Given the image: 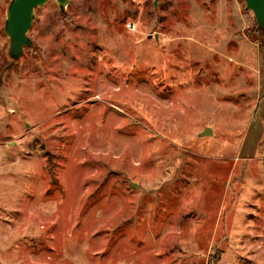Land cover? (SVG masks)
<instances>
[{
	"label": "rangeland",
	"instance_id": "374dc122",
	"mask_svg": "<svg viewBox=\"0 0 264 264\" xmlns=\"http://www.w3.org/2000/svg\"><path fill=\"white\" fill-rule=\"evenodd\" d=\"M10 1L0 264H264V31L245 1L48 0L14 63Z\"/></svg>",
	"mask_w": 264,
	"mask_h": 264
},
{
	"label": "water",
	"instance_id": "95a60500",
	"mask_svg": "<svg viewBox=\"0 0 264 264\" xmlns=\"http://www.w3.org/2000/svg\"><path fill=\"white\" fill-rule=\"evenodd\" d=\"M246 9L254 13L257 26L264 31V0H244ZM48 0H11L7 8L5 32L10 38V57L14 63L23 54L26 46L33 44L28 32L35 19V9L46 4ZM60 10L64 12L69 0H57ZM157 5L158 0H154ZM204 134H211L207 127Z\"/></svg>",
	"mask_w": 264,
	"mask_h": 264
},
{
	"label": "trees",
	"instance_id": "16d2710c",
	"mask_svg": "<svg viewBox=\"0 0 264 264\" xmlns=\"http://www.w3.org/2000/svg\"><path fill=\"white\" fill-rule=\"evenodd\" d=\"M263 47H264V44H263Z\"/></svg>",
	"mask_w": 264,
	"mask_h": 264
}]
</instances>
